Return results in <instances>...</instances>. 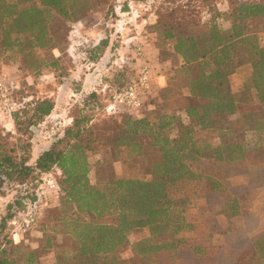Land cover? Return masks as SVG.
Masks as SVG:
<instances>
[{"label":"trees","instance_id":"obj_1","mask_svg":"<svg viewBox=\"0 0 264 264\" xmlns=\"http://www.w3.org/2000/svg\"><path fill=\"white\" fill-rule=\"evenodd\" d=\"M90 1L0 0L1 51L27 59L37 51L56 49L50 31L55 18L83 22L87 10L97 8ZM148 1L124 0L121 6L110 7L105 19L128 13L130 3ZM212 1H202L205 10L193 0L173 3L169 13L157 15L150 27L158 38L156 47L173 63L172 70L166 72L167 86L158 91L141 116L123 117L108 143L112 153L123 150L127 160H140L143 169L139 173L105 184L99 176L97 183L91 181L90 158L96 151L97 127L87 126L89 117L74 120L33 166L29 165L30 143L17 139L10 147L12 136L0 128V196L7 183L32 184L39 176L58 171L63 199L51 220L61 230L42 226L43 238L37 249L24 242L15 245L5 234L20 203L10 205L11 212L0 225V264H49L45 257L52 253L53 264H160V255L168 250L175 264L216 261L219 249L211 244L210 232L203 231L205 224L184 210L191 206L189 196L205 194L224 200L220 214L236 216L240 204L233 182L264 180V145H246L250 134L264 133V49H259L257 42L258 34L264 32V0H224L226 10L212 7ZM224 17L231 22L229 33L218 23ZM108 41L106 37L87 49L90 62L102 61ZM56 61L53 59L51 66ZM246 62L252 64L253 75L235 99L230 77ZM116 83L110 80L109 88L125 85ZM90 98L92 112L102 108L96 93ZM26 106L30 117L13 115L17 134L26 124L22 136L49 117L55 103L52 99L33 100ZM22 112L27 115L26 109ZM237 113L238 120L230 122L229 116ZM110 127L106 125L109 134L113 132ZM102 164L98 161L95 165L100 168ZM137 229H147L150 236L131 245L128 236ZM185 231L197 235L181 237ZM130 246L131 257H121ZM248 246L236 253L232 262L264 264V233L249 240ZM225 259L222 256V261Z\"/></svg>","mask_w":264,"mask_h":264},{"label":"rangeland","instance_id":"obj_2","mask_svg":"<svg viewBox=\"0 0 264 264\" xmlns=\"http://www.w3.org/2000/svg\"><path fill=\"white\" fill-rule=\"evenodd\" d=\"M91 1L90 4L97 8L90 7L84 14L83 22L74 23L55 18L50 31L56 49L48 48L45 51H37L33 57L27 59L16 52H3L0 49V84L10 89L9 96L6 98L0 96V128L4 133L12 136L10 147L15 145L17 139L30 143L29 165L33 166L36 158L44 151L51 149L74 120L89 117L91 121L87 126L97 127V134L94 136L96 151L90 158L93 165L90 177L93 183H97V176H99V181L105 184L135 175L143 169V163L140 160H127L123 150L121 154H114L108 147L109 140H113V133L116 132L114 127L120 126L122 118L127 115L125 112L109 114L105 111L114 90L109 88V81L113 80L117 81L116 84L127 85L138 76L143 67L147 66L151 77L149 92L143 100L141 110L129 116L139 117L149 109L148 104L159 91L157 90L159 86L154 85L153 82L154 72L162 66L161 61L169 58L164 55V51L159 54L156 52L158 38L151 33L150 27L156 23L157 15L169 13L173 3L178 5L182 1L189 0H149L145 4L136 6L130 3L131 8L128 13H121L113 19H105V13L112 6H121L124 0ZM193 1L196 6L199 3L202 10H205L201 5L203 0ZM77 25L78 31L75 38H68L69 33L71 35ZM106 37L109 41L102 61L90 62L87 49ZM112 47H117V50L112 52ZM53 59L57 60L55 66H51ZM86 79L91 81L87 84ZM91 93H96L97 103L103 105V109L100 107L101 109L97 111H91L93 107ZM44 99H52L55 103L51 115L37 125L31 126L29 133L25 136L22 134H24L26 124L21 126V134H17L13 115L19 113L20 117L22 115L26 118L30 117L31 112L28 111L26 104L33 100ZM24 109L27 115L22 112ZM24 120L22 118L21 122ZM107 124L113 128L111 134L106 130ZM259 141H261V146L264 145V137L249 136L247 139L250 147H255ZM98 161H103L100 168L95 165ZM49 173L53 174L59 188L60 173L57 171ZM41 176L32 184L7 183L4 186L3 195L0 196V225L3 218L10 214V205H16L18 201L20 207L16 208V212L21 208V199L33 186L37 185L36 182ZM233 184L237 185L234 193L240 204L236 216L227 217L220 214L219 207H222L224 200L215 196H205V194L203 197L189 196L191 206H187L188 209L184 210V213L199 217L201 219L199 223L205 224L203 231L210 232L211 244L219 249L215 252L217 255L213 264H234L231 258L243 249H248L249 240L264 233V180L253 179L251 183H248L245 178L235 180ZM46 197L47 206L43 208L34 229L40 230L42 226L49 228L56 226L61 230V226L53 224L51 220L56 217V211L61 207L62 195L58 191L57 194L51 193ZM202 207L211 210H198ZM189 233L185 231L181 237L197 235L196 232ZM5 234L11 239L9 225L6 227ZM149 236L147 229H137L131 232L128 238L132 245ZM200 237L199 235V239ZM20 242L13 243L18 245ZM235 242L243 244L236 245ZM131 248L132 246L127 248L121 257H131ZM222 256L226 257L223 261ZM172 258V252L168 250L160 255L161 262L159 263L175 264ZM256 263L254 261L251 264Z\"/></svg>","mask_w":264,"mask_h":264},{"label":"built area","instance_id":"obj_3","mask_svg":"<svg viewBox=\"0 0 264 264\" xmlns=\"http://www.w3.org/2000/svg\"><path fill=\"white\" fill-rule=\"evenodd\" d=\"M150 72L143 67L138 76L124 87L114 89L105 111L109 114L125 112L134 114L143 107V100L150 89ZM10 89L0 84V96H9ZM26 195L21 199V208L16 212L9 223L11 239L15 244L21 241L34 229L43 208L47 206V195L58 193L59 188L53 174H43Z\"/></svg>","mask_w":264,"mask_h":264},{"label":"crops","instance_id":"obj_4","mask_svg":"<svg viewBox=\"0 0 264 264\" xmlns=\"http://www.w3.org/2000/svg\"><path fill=\"white\" fill-rule=\"evenodd\" d=\"M211 3L212 7L215 6H221L224 8V10L227 9V5L226 2L224 0H213ZM136 6V5H134ZM220 27L222 28V30L224 32L229 33L230 29H231V22L227 17H224L223 19H220L218 21ZM78 25L76 26L75 31L71 32V35L69 33V37L68 38H75L76 34H77V29ZM258 47L259 49H264V32L258 34ZM156 52L159 54L161 51L155 47ZM162 66H160V68H158V70L156 72H154V85H158L159 89L157 90H163L166 88V83H167V75L166 72L171 71L173 68V63L171 61L170 58H167V60H163L161 61ZM156 74V75H155ZM253 75V66L251 63L246 62L244 64L239 65L235 70L234 73L231 75L230 77V83H231V93L234 96L235 99L238 98V93H239V88L242 85L248 84L251 77ZM87 81H85V83L87 82V84L91 81L89 79H86ZM186 96L188 95V92L186 91ZM183 118H185V114L181 113L180 114ZM239 114H233L229 116V121L230 122H236L238 120ZM249 136H261L264 137V133L262 135H258V134H250ZM248 136V137H249ZM248 139V138H247ZM261 141H259L258 145L256 146H261ZM246 145L248 146L247 140H246ZM263 146V144H262ZM250 147V146H248ZM58 172V171H57ZM43 238V233L40 232V230H36L34 229L28 236H25L23 238H21V242H24L26 244H28L32 249H37L40 246L41 240ZM48 261H46L49 264H53L55 262L54 260V255L52 254H48L47 257H45ZM54 260V261H52ZM50 261V262H49Z\"/></svg>","mask_w":264,"mask_h":264}]
</instances>
